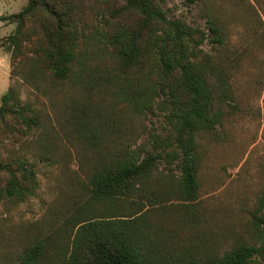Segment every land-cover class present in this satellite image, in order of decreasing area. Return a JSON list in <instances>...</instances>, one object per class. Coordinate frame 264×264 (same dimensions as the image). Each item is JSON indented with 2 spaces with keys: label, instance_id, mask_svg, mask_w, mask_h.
Here are the masks:
<instances>
[{
  "label": "trees",
  "instance_id": "obj_1",
  "mask_svg": "<svg viewBox=\"0 0 264 264\" xmlns=\"http://www.w3.org/2000/svg\"><path fill=\"white\" fill-rule=\"evenodd\" d=\"M252 2L243 13L264 23V0ZM168 3L27 0L1 16L16 25L11 76L37 99L16 85L1 98L0 200L33 197L41 166L65 177L21 228L16 264H264V190L223 250L200 195V138L236 106L229 16L185 0L203 27Z\"/></svg>",
  "mask_w": 264,
  "mask_h": 264
},
{
  "label": "rangeland",
  "instance_id": "obj_2",
  "mask_svg": "<svg viewBox=\"0 0 264 264\" xmlns=\"http://www.w3.org/2000/svg\"><path fill=\"white\" fill-rule=\"evenodd\" d=\"M27 0H0V103L11 85L20 88L23 98L37 99L21 79L11 76V52L5 38L15 23L1 19L19 12ZM229 16V45L240 55L232 83L236 102L217 134L200 138L203 159L199 170L200 195L209 216L208 231L217 249H228L236 233L244 232L241 220L257 205L264 190V23L245 11L252 0H217ZM171 13L185 16L203 27L206 22L198 10L186 6L185 0H169ZM236 11L242 18H232ZM210 49V44H205ZM9 150L0 144V153ZM40 186L26 202L9 206L0 200V264H16L21 228L40 219L58 196L65 177L59 166H41ZM226 233L230 235L226 236Z\"/></svg>",
  "mask_w": 264,
  "mask_h": 264
}]
</instances>
